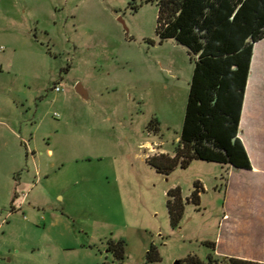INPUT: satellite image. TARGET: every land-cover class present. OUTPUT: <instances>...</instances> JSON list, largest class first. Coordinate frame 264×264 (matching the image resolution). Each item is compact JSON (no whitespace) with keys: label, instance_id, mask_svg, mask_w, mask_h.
<instances>
[{"label":"rangeland","instance_id":"374dc122","mask_svg":"<svg viewBox=\"0 0 264 264\" xmlns=\"http://www.w3.org/2000/svg\"><path fill=\"white\" fill-rule=\"evenodd\" d=\"M135 1L137 11L132 0H0V264H144L151 245L157 264L205 262L226 200L264 205V136L253 147L259 172L192 160L164 175L147 163L179 146L194 63L159 43L158 0ZM250 91L241 135L253 123ZM196 182L199 206L186 203ZM176 188L185 204L172 228Z\"/></svg>","mask_w":264,"mask_h":264},{"label":"trees","instance_id":"16d2710c","mask_svg":"<svg viewBox=\"0 0 264 264\" xmlns=\"http://www.w3.org/2000/svg\"><path fill=\"white\" fill-rule=\"evenodd\" d=\"M137 11L142 4L132 0ZM150 2V1H148ZM156 37L160 44L171 40L185 48L194 63L179 146L174 156L147 159L158 173L168 175L192 160L251 170L240 139V122L247 82L256 44L264 40V0H158ZM152 123V122H151ZM203 189L194 183L186 203L200 205ZM172 228L182 218L184 201L178 188L167 193ZM16 198V195L14 196ZM213 253L205 262L189 255L180 264H262L214 255V243L205 242ZM123 259L124 241L116 245ZM160 261L151 245L144 264Z\"/></svg>","mask_w":264,"mask_h":264},{"label":"crops","instance_id":"0c3cea01","mask_svg":"<svg viewBox=\"0 0 264 264\" xmlns=\"http://www.w3.org/2000/svg\"><path fill=\"white\" fill-rule=\"evenodd\" d=\"M262 50L263 66L261 82L259 80L260 78H256L255 73L253 72V60L255 57L253 53L250 76L247 82L245 94L246 101L247 99H249V93H251L250 90L252 88L254 89L252 113L248 111V117H252L253 123L247 128L246 132L243 135H241V129L244 106L240 122V139L243 142L248 154V158L251 164V171L253 172H259L261 169L260 165H256L252 159L253 147L256 146L257 148H260L261 137L264 136V47ZM260 84L262 90L261 112L258 111L257 103ZM258 116H262L261 124L258 123ZM243 136L245 139L243 138ZM50 153L51 151H47L48 155H50ZM229 170V168L226 170L228 176L227 191L231 175V171L229 172ZM204 190L206 191L205 187ZM226 202L227 204H224L223 206L222 217L220 218L217 225L218 233L214 242V255L218 257H229L243 261L258 262L264 264V205L261 207H254L250 205L232 206L228 200H226Z\"/></svg>","mask_w":264,"mask_h":264},{"label":"water","instance_id":"95a60500","mask_svg":"<svg viewBox=\"0 0 264 264\" xmlns=\"http://www.w3.org/2000/svg\"><path fill=\"white\" fill-rule=\"evenodd\" d=\"M75 92L81 96L83 99H86L87 98V94L86 92L84 91V89L82 88V86L80 84H78L76 87H75ZM175 264H180L179 262H176Z\"/></svg>","mask_w":264,"mask_h":264},{"label":"built area","instance_id":"2783aa9c","mask_svg":"<svg viewBox=\"0 0 264 264\" xmlns=\"http://www.w3.org/2000/svg\"><path fill=\"white\" fill-rule=\"evenodd\" d=\"M54 90L55 92L59 93L62 91V86L60 84H57L55 87H54Z\"/></svg>","mask_w":264,"mask_h":264}]
</instances>
